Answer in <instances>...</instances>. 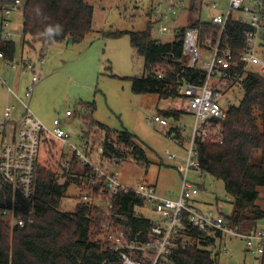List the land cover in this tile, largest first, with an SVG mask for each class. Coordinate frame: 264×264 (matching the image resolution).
<instances>
[{"label": "trees", "instance_id": "1", "mask_svg": "<svg viewBox=\"0 0 264 264\" xmlns=\"http://www.w3.org/2000/svg\"><path fill=\"white\" fill-rule=\"evenodd\" d=\"M12 1L0 3V12ZM198 1L191 0L190 9L195 10ZM21 13L22 45L31 48H34V41L45 47L65 41L80 43L93 31L94 7L86 0H25ZM161 21L162 17L149 20L141 31H116L105 33V36L120 37L127 33L132 48L144 58L146 73L128 78L135 94L156 93L161 99H170L181 96L178 89L182 83H202L205 73L186 65L183 35L187 27L176 31L174 40L170 42L153 38L154 24ZM189 26L199 28L201 42L206 35L211 37L212 43L219 38L217 26L199 19ZM48 28L53 32L48 33ZM244 29L245 26L239 22L230 21L227 24L228 39L221 40L223 46H232L237 56L243 45ZM16 50L14 41L0 37L3 59L12 63ZM241 84L244 95L238 104L228 108L224 141L199 143L198 148L202 170L221 180L231 199L228 224L236 230L247 231L264 219L261 205L264 200V77L250 73ZM79 108L85 125L90 129L86 135L89 136L95 127L105 129L103 156L119 161L125 156L120 149L124 146L138 161L146 160L144 150L130 133L122 131L113 137L107 126L94 120L95 101H80ZM163 114L178 119L184 113L165 110ZM86 142L84 146H87ZM74 160L73 157L71 165ZM89 171L90 168L86 167L85 172ZM69 175L71 172L64 173L65 177ZM75 178L81 180V177ZM69 180L60 182L54 169L41 164L36 195L28 200L17 188L0 179V210L8 208L17 216L33 217V221L24 227H11L0 218V264H119L118 250L110 247L101 234L106 235L110 229H123L130 239L137 237L139 242L148 241L152 222L136 214L137 208L144 207V201L138 195L129 192L117 196L112 216L107 221L103 210L90 204L79 203L72 211L60 209ZM200 188L205 191L203 186ZM107 222L108 228H105L103 225ZM149 255L140 251L135 254L142 262H146ZM169 264L223 263L218 256L194 244L175 249Z\"/></svg>", "mask_w": 264, "mask_h": 264}, {"label": "rangeland", "instance_id": "2", "mask_svg": "<svg viewBox=\"0 0 264 264\" xmlns=\"http://www.w3.org/2000/svg\"><path fill=\"white\" fill-rule=\"evenodd\" d=\"M24 1L22 0L23 3ZM86 1L94 7L93 31L80 43L59 42L45 47L41 42L34 41V48L23 46L22 13L15 12L10 17L11 27L14 29L11 40L17 47L13 62L17 67L14 69L7 65L9 61L0 59V142L3 129L8 135L12 132V124L5 122L4 107L10 99L7 90L13 89L16 95L30 105L32 113L42 121L47 130L53 129V120L59 115L63 116L67 109L73 112L67 119L71 126H65L66 130H73L68 143L59 140L51 143L49 154L41 157L43 166L54 169L60 182L70 179L61 210L72 211L80 203L75 196L80 193L76 186L79 180L75 177H80L82 163L74 160L69 175L72 179L64 176L68 171L63 163L71 158L74 148H83L86 141L92 162L107 172L117 171L123 184L132 188H136L141 182L153 184L161 195L175 199L182 185L178 167L184 164L183 158L187 154L185 147L190 142L194 123L193 116L187 111V100L183 96L161 99L156 93L135 94L128 78L146 73L145 60L132 48L127 33L120 37H108L105 33L141 31L146 28L149 20L162 17L161 23L154 24L152 36L162 42H170L175 38V31L188 28L197 18L211 19L224 7L227 0H213L217 3V9H201L198 1L199 6L195 10L190 9L191 0H184L187 8L175 10L174 13L167 11L166 0ZM159 10L162 16L158 15ZM161 24L169 27L171 31L161 33L158 29ZM33 75L38 80L34 83L32 95L27 98L25 92L31 85ZM243 95L244 91L239 87L229 97L234 100V104H238ZM10 96V102L19 104L14 94ZM80 101H95L94 120L107 126L113 137L122 131L130 133L135 143L144 150L146 160L138 161L124 146L120 149L125 156L119 158V161L103 156L106 131L104 128L95 127L89 136L85 134L90 129L78 112ZM165 110H178L184 114L178 119L168 118L163 114ZM158 114L166 117L169 125L150 122L149 118ZM171 154L176 157L169 158ZM188 178L205 188L196 198L197 201L205 203L201 205V209H214L224 215L231 213V199L221 180L211 175L200 177L195 172H190ZM262 196L264 197V192ZM261 205L264 208V200ZM2 213L3 209L0 210V218L14 227L18 216L12 211L6 215ZM136 214L149 219L159 218L147 206L137 208ZM101 235L103 240L108 241L107 235ZM227 248L228 253L220 258L223 264L259 262L255 256L245 251L243 242L237 239L231 240ZM232 255L235 257H231ZM134 257L136 258L135 255Z\"/></svg>", "mask_w": 264, "mask_h": 264}, {"label": "built area", "instance_id": "3", "mask_svg": "<svg viewBox=\"0 0 264 264\" xmlns=\"http://www.w3.org/2000/svg\"><path fill=\"white\" fill-rule=\"evenodd\" d=\"M4 0H0L2 3ZM203 7L217 9L213 0H199ZM169 13L181 10L184 0H166ZM22 0H13L0 12L1 36L11 40L14 29L10 17L15 12L23 11ZM158 15L162 16L159 10ZM247 16V18H244ZM204 23L217 26L220 29L219 38L212 43L211 37L205 36L201 42L200 31L197 27L188 26L183 35V54L187 67L203 71L205 79L202 83H182L178 93L187 100V111L194 118L192 135L185 147L184 164L178 167L182 176L179 195L175 199L161 195L153 184L141 182L136 188L123 184L117 171L107 172L95 165L88 155V148H74L70 159L63 163L70 172L73 157L82 163L81 180L78 185L79 194H75L80 203L90 204L101 208L106 220L112 216L115 200L121 193L134 192L143 201L144 206L150 207L159 218L151 219L152 227L148 241L139 242L137 237L130 239L123 229L106 231L110 247L118 250L121 257L119 264H169L175 249L186 248L194 244L208 250L219 259L228 253L227 245L231 240L243 242L245 251L255 256L264 264V219L251 229L236 230L227 222V215L214 209L203 210L204 202L196 200L201 188L190 181L188 175L195 172L198 176L209 175L201 168L198 145L207 141L222 143L224 141V123L228 108L234 104L229 97L242 86L243 79L250 73L264 77V0H227L220 11L211 19L197 18ZM236 21L245 26L243 45L237 56L232 46H223L222 39L227 38V24ZM159 31L170 32L165 25L159 26ZM176 34V31H175ZM3 59V54L0 53ZM8 66L16 68L12 62ZM25 96L29 98L34 91V83L38 80L32 76ZM19 100V104L7 102L4 110L6 123L12 124L10 135L3 131L1 141L0 179L17 188L25 199L31 200L36 195L41 157L49 154V145L57 140L68 143L72 134L66 130L65 118L71 117L69 109L63 116L53 120V129L47 130L42 121L35 116L25 101L9 89ZM21 107L18 115L17 108ZM150 122L162 126L169 125L166 117L158 114L149 118ZM180 143V142H179ZM176 156L171 154L169 158ZM86 167L90 168L85 172ZM217 205V204H216ZM11 212L3 208V215ZM33 217L18 216L15 224L24 227L31 223ZM108 228V222L104 225ZM137 251L150 253L146 262L134 257ZM231 257H235L232 255Z\"/></svg>", "mask_w": 264, "mask_h": 264}, {"label": "crops", "instance_id": "4", "mask_svg": "<svg viewBox=\"0 0 264 264\" xmlns=\"http://www.w3.org/2000/svg\"><path fill=\"white\" fill-rule=\"evenodd\" d=\"M67 43H68V41H67ZM0 59H2V58H0ZM7 94L9 95V97H10V99H11V96H10V94H9V90H7ZM9 97H8V99H9ZM10 99L7 100V102H10ZM6 104H7V103H6ZM4 110H5V107H4ZM20 111H21V107L18 106L17 110L15 111V114L18 115V114L20 113ZM78 112L80 113V111H78ZM67 119H69V117L65 118V120H66V126H71V122H69V120H67ZM4 130H5V129H3V131H4ZM3 131H2V133H1V141H2ZM5 131H6V130H5ZM69 131L73 132V130H72L71 128H69ZM6 133H7V132H6ZM0 149H1V142H0ZM0 158H1V156H0Z\"/></svg>", "mask_w": 264, "mask_h": 264}, {"label": "clouds", "instance_id": "5", "mask_svg": "<svg viewBox=\"0 0 264 264\" xmlns=\"http://www.w3.org/2000/svg\"><path fill=\"white\" fill-rule=\"evenodd\" d=\"M56 30H57V32L59 31V26H57V29ZM47 31H48V33H52L53 32V29L52 28H48Z\"/></svg>", "mask_w": 264, "mask_h": 264}, {"label": "water", "instance_id": "6", "mask_svg": "<svg viewBox=\"0 0 264 264\" xmlns=\"http://www.w3.org/2000/svg\"><path fill=\"white\" fill-rule=\"evenodd\" d=\"M66 43H67V41H65ZM81 113H82V111H81Z\"/></svg>", "mask_w": 264, "mask_h": 264}]
</instances>
